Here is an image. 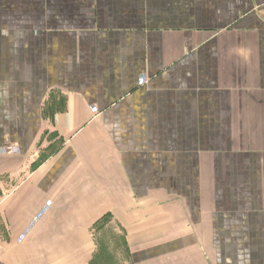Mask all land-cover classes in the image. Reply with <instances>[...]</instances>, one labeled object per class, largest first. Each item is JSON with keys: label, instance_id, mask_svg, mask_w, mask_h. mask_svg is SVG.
<instances>
[{"label": "crops", "instance_id": "crops-1", "mask_svg": "<svg viewBox=\"0 0 264 264\" xmlns=\"http://www.w3.org/2000/svg\"><path fill=\"white\" fill-rule=\"evenodd\" d=\"M107 212L133 264H264V0H0L1 264Z\"/></svg>", "mask_w": 264, "mask_h": 264}, {"label": "rangeland", "instance_id": "rangeland-1", "mask_svg": "<svg viewBox=\"0 0 264 264\" xmlns=\"http://www.w3.org/2000/svg\"><path fill=\"white\" fill-rule=\"evenodd\" d=\"M119 218L107 212L106 217H99L93 225L94 251L90 264H133L125 228Z\"/></svg>", "mask_w": 264, "mask_h": 264}, {"label": "built area", "instance_id": "built-area-1", "mask_svg": "<svg viewBox=\"0 0 264 264\" xmlns=\"http://www.w3.org/2000/svg\"><path fill=\"white\" fill-rule=\"evenodd\" d=\"M147 81H148L147 76H144V77L141 79L140 84H142V85H143V84H146Z\"/></svg>", "mask_w": 264, "mask_h": 264}, {"label": "trees", "instance_id": "trees-1", "mask_svg": "<svg viewBox=\"0 0 264 264\" xmlns=\"http://www.w3.org/2000/svg\"><path fill=\"white\" fill-rule=\"evenodd\" d=\"M104 217H106V216H104Z\"/></svg>", "mask_w": 264, "mask_h": 264}]
</instances>
